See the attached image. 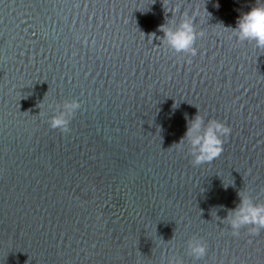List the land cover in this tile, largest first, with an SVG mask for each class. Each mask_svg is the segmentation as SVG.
<instances>
[{"label": "water", "instance_id": "water-1", "mask_svg": "<svg viewBox=\"0 0 264 264\" xmlns=\"http://www.w3.org/2000/svg\"><path fill=\"white\" fill-rule=\"evenodd\" d=\"M259 4L0 0V264H264V228L224 219L238 192L264 204V48L226 28ZM177 6L195 56L159 38ZM197 113L231 130L200 165L179 143Z\"/></svg>", "mask_w": 264, "mask_h": 264}, {"label": "clouds", "instance_id": "clouds-1", "mask_svg": "<svg viewBox=\"0 0 264 264\" xmlns=\"http://www.w3.org/2000/svg\"><path fill=\"white\" fill-rule=\"evenodd\" d=\"M216 6L219 7L218 4ZM179 10L177 6L167 11L171 12L172 15L166 20V23L158 26V31L163 33V36L159 38L172 51L195 56L197 54L194 47L196 38L198 35H203L202 32L198 33L195 28L194 21L199 16V12L193 11L191 14L183 12L180 14L179 23H176L173 17ZM226 28L232 30L237 40L251 41L257 47L264 48V0H260L259 6L249 7L248 11L242 12L236 19L235 27ZM151 36L152 38L155 37V33H151ZM79 108L80 104L76 100L65 101L62 106L58 105L57 114L50 118L49 126L68 132L70 130L68 127L69 118ZM230 131L226 125L216 120H210L205 125L204 118L197 113L187 121L186 132L179 143L187 139L192 163L200 165L211 162L222 153L223 140L221 136L227 137ZM228 186L224 187L227 188ZM237 195L239 203L227 212L224 219L231 227L233 236H238L239 229L246 225H252V232L255 234L259 229L264 228V204L254 203L250 197L241 192H238ZM187 249L195 260L202 259L207 254L206 244L198 238L189 240Z\"/></svg>", "mask_w": 264, "mask_h": 264}]
</instances>
